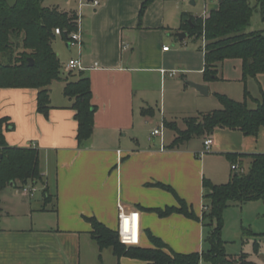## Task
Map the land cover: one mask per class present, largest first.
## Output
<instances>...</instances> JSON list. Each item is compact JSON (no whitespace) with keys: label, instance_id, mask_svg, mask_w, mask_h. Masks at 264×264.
<instances>
[{"label":"crops","instance_id":"0c3cea01","mask_svg":"<svg viewBox=\"0 0 264 264\" xmlns=\"http://www.w3.org/2000/svg\"><path fill=\"white\" fill-rule=\"evenodd\" d=\"M145 1H79V12H75L80 17L81 44L72 46L61 35L54 40L61 38L69 51L75 50L69 61L79 60L84 70L76 73L83 72L91 81L96 107L94 131L82 147L77 141L73 101L64 95L65 82L56 81L62 84L57 94L55 82L49 87L52 109L47 117L37 112V91L0 90V118L8 117L14 125V130L5 132L7 142L38 149L44 177L33 197L25 195L19 185H10L1 193L0 264H92L94 255L101 261L103 253L112 248L100 250L91 236L90 219L117 231L119 204L127 212L140 213L141 244L135 247L154 248L152 235L176 253L207 251L208 229L201 221L204 179L225 184L232 178L233 165L237 171L248 170L250 155L264 154L263 129L257 137L227 128L208 136L213 139L211 150L226 161H203V146L191 147L192 139L180 148H171L176 136L173 130L169 142L164 132L162 137L153 135L165 123H176L180 128L177 115L181 112L185 130L184 119L208 113L202 111L200 96L218 92L213 94L211 82L204 80V52L196 62L194 51L176 47L189 38L188 34L183 40L176 36L184 32L183 15L199 16L176 0H153L140 19ZM197 4V0H190L191 6ZM214 4L212 0L208 13L218 8L219 2ZM169 42L173 47L165 51ZM55 52L59 57L63 54L60 49ZM173 71L176 73L171 74ZM196 74L200 77H194ZM188 82L207 85L209 94H200ZM169 90L177 97H189L190 102L169 105ZM155 92L158 100L152 98ZM155 103L160 106L161 127L156 126L146 136L144 128L154 125ZM150 110L152 114L145 115ZM208 137L201 138L205 142ZM228 153L244 156L231 164ZM161 185L171 187L199 220L178 213L162 217L154 212L179 207L177 196ZM258 202L228 207L222 234L225 249L228 212L243 214L259 208L264 216V201L261 207L252 205ZM252 228L244 219L237 225L239 231ZM252 232L264 234V225L263 230ZM253 238L256 244L258 238ZM226 253L235 259L241 256ZM114 257L117 264H141L130 257ZM201 264L210 263L202 260Z\"/></svg>","mask_w":264,"mask_h":264},{"label":"trees","instance_id":"16d2710c","mask_svg":"<svg viewBox=\"0 0 264 264\" xmlns=\"http://www.w3.org/2000/svg\"><path fill=\"white\" fill-rule=\"evenodd\" d=\"M45 0H17L10 5L0 0V90L29 89L37 91V112L48 116L51 105L49 87L53 82H65L64 95L73 101L72 109L78 123L77 141L82 147L92 136L96 107L93 105L91 81L83 72L70 71L63 78V69L53 43L57 36L69 41V35L79 29L80 17L77 12H63L57 8L45 7ZM103 1V0H95ZM153 0L143 3L140 11L142 19L147 7ZM217 9L210 12L207 19L183 15L181 31L189 38L202 40L204 46L205 82L219 79V67L227 60H240L243 69V81L257 79L264 75V30L251 31L253 13L258 11L264 24V0H219ZM254 3V5H253ZM67 35L68 37H66ZM33 59V65H30ZM245 101L238 102L227 96L217 94L223 108L196 117L184 119L186 129H180L176 123H165V127L175 132L171 148H180L194 137H208L217 129L227 128L242 132L245 136L257 137L264 130V91L261 97L254 99L246 90ZM249 101L255 104L249 106ZM153 112L145 111V115ZM152 114V113H151ZM14 130L8 117L0 118V216L1 193L14 183L24 188L44 183L40 167L39 150L30 147H14L6 140L5 132ZM244 155L226 154L231 164H236ZM248 170L234 171L232 178L225 184H214L204 179V211L201 221L208 229L205 242L209 249L202 253H176L160 239L150 235L154 248L146 249L126 246L120 242L119 234L96 219H90L92 238L100 250L112 248L114 255L121 259L130 257L141 264H201L204 260L210 264H251L246 257L239 259L226 253L222 237L224 212L233 204L264 201V154L250 155ZM169 191L174 190L161 185ZM176 195V194H175ZM177 196V195H176ZM179 207L165 210L154 209L162 217L174 213L197 219L192 208L177 196ZM249 236L260 238L264 234H255L246 230ZM258 242L256 246H258Z\"/></svg>","mask_w":264,"mask_h":264},{"label":"rangeland","instance_id":"374dc122","mask_svg":"<svg viewBox=\"0 0 264 264\" xmlns=\"http://www.w3.org/2000/svg\"><path fill=\"white\" fill-rule=\"evenodd\" d=\"M17 0H7V2L10 5H14L16 3ZM70 0H45L44 1V6L45 7H50V8H57L60 11L63 12H73V11H78L79 12V1H74L73 3H69ZM82 1V0H81ZM173 1V0H171ZM212 0H197L198 4L196 6H191L190 5V1L184 0V1H178L176 0V2L182 4L185 6L186 9H188L191 13H193L196 16L199 17H204L205 14L208 13L209 10V5L211 3ZM218 0H213V2L215 3L214 6H216V2ZM85 5H87V3H85ZM90 5V4H88ZM254 5V3H253ZM264 30V24L261 21L260 18V14L258 11H255L253 13L252 16V20H251V26L248 29V32L251 31H262ZM174 40L176 39V37L173 38ZM176 41V40H175ZM172 44L174 43H167V46L169 47H173ZM177 48H183V49H190L192 51H194V57H196V62H197V58L198 56H202L203 57V50H204V41L202 40H197L195 41L192 38H187L184 40V43L182 45L176 44ZM54 49L55 50H62L63 54L62 56H60V61L62 64L63 69L61 70V75L63 78L67 77L68 72L65 70L66 65L69 62V58L70 55H74L75 50L73 51H69L66 48V42L64 40H62L61 38L57 39L56 41H54ZM69 54V55H68ZM68 55V56H67ZM76 71V70H75ZM194 77H200L199 74L194 75ZM177 78H180V76H178ZM55 93H59L58 89L62 87L61 82H55ZM211 90L214 94V92H218L217 94L219 95H224L227 96L235 101L238 102H243L245 101V97H246V90H248V92L250 93L251 97L254 99H258L261 97L262 91H264V75L260 76L259 78L255 79V78H249L247 80V82L245 83L243 81V69H242V63L240 60H227L225 62H223L220 67H219V79L216 81L211 82ZM159 93L155 92L152 94V98L153 100H158ZM201 98V102H202V111H208V112H212L215 110H220L223 108L222 103L220 102V100L218 99L217 95H210V96H200ZM185 101H187L188 103L189 101V97L185 98L182 96H178L174 93L170 94V90L168 91V102L169 105H177L179 106V103H184ZM158 103H155L154 109H155V116L152 117L154 125H150L148 128H144V135L149 136L151 130H153V128H156V126H160L161 127V122L159 123L158 118L160 119L159 116V105H156ZM249 106L251 108H254L255 105L253 104L252 101H249ZM189 110V108H187V111ZM189 112V111H188ZM182 113V112H181ZM178 114L177 116H179L178 118V124L180 125L181 129H184V123L182 120V115ZM157 120V122H156ZM161 121V120H160ZM164 134L166 135L167 138V142H169V137L171 135H174V133L172 132V130L164 127L163 129ZM262 135H264V130L262 131ZM169 144V143H168ZM204 142L202 140L201 137H194L191 142L189 143V145L191 147H197L200 148L203 146V148L201 149L202 152H205L203 155V161H226L225 158L218 153H215V150H209L206 151L204 148ZM247 170V169H245ZM40 187V185H36L35 189L36 191L38 190V188ZM39 193V190H38ZM255 202V201H254ZM263 201H260L258 203H254L252 205H256L257 207H261L259 205H263L262 204ZM228 209V208H227ZM226 209V210H227ZM225 210V212H226ZM225 212H224V227L223 230L225 228ZM235 212V211H234ZM233 211L228 212V223L227 226L229 227V229L227 230V236L225 237V239L227 240V244H226V250L229 254L231 255H241V256H245L248 262H250L251 264H264V236H261L260 238H258L257 242H258V246H256L255 244V239L253 238V236H249L246 233V230L248 229H244L243 231H239V229H237V225H239V222L241 219H244L246 224H248L249 222H251L253 224L252 228L253 230H263V225H264V216H262L261 211L259 210V208H252L249 210H246V213L244 212L243 214H240L239 212L237 214H235ZM249 220V221H248ZM251 229V230H252ZM252 230V231H253ZM223 234V232H222ZM238 234V235H237ZM93 257V256H92ZM91 257V258H92ZM92 264H117V260L114 257L112 250L108 249L103 253L102 256V260L100 261L98 259V256L94 255ZM241 264V263H239Z\"/></svg>","mask_w":264,"mask_h":264},{"label":"built area","instance_id":"2783aa9c","mask_svg":"<svg viewBox=\"0 0 264 264\" xmlns=\"http://www.w3.org/2000/svg\"><path fill=\"white\" fill-rule=\"evenodd\" d=\"M187 1H190V0H187ZM94 3H96V2L94 1ZM209 14L210 13H207V14H205L204 17H200V18H203L205 20V19H207ZM55 33L57 35H61L62 31L60 29H56ZM81 40H82V36H81V32L79 29L77 32H74L71 35H69V43L72 46L80 45ZM204 46H205V42H204ZM164 50L168 51L169 47L165 46ZM65 70L67 72L75 71V70L82 71V70H84V68L82 67V63L79 60H70L68 62V64L66 65ZM163 73H166V72L163 71ZM175 73H176V71L171 72V74H175ZM163 129H164V126L161 129H155L153 131V135L162 137L163 136ZM212 145H213V139L211 137H208L204 142L205 150L209 151L211 149ZM161 150L164 151L165 147L162 146ZM204 153L205 152H202L201 155L203 156ZM232 170L237 171L238 167L236 165H233ZM22 191L25 195L33 197L36 189H35V187L28 185V186L22 188ZM118 209H119V213H118L119 222H118L117 232L119 234L120 242L126 246H139L141 244V225H140V213H139V211L134 210V211L127 212L125 210V207L122 204L118 205ZM206 209L207 208L204 207V210H206Z\"/></svg>","mask_w":264,"mask_h":264},{"label":"water","instance_id":"95a60500","mask_svg":"<svg viewBox=\"0 0 264 264\" xmlns=\"http://www.w3.org/2000/svg\"><path fill=\"white\" fill-rule=\"evenodd\" d=\"M95 0H87V2L89 3H93ZM193 3V2H192ZM66 37H68L67 35H65ZM176 36L180 39L183 40L184 38L187 37V33L185 32H181V33H177ZM34 61L33 59H30V65H33ZM189 86L194 88L196 91H198L200 94L202 95H208L209 94V87L205 84H197L194 82H188ZM10 185H15L14 183L10 184Z\"/></svg>","mask_w":264,"mask_h":264}]
</instances>
